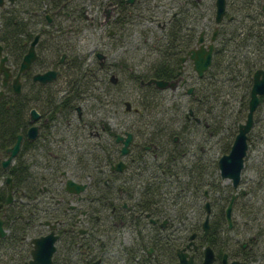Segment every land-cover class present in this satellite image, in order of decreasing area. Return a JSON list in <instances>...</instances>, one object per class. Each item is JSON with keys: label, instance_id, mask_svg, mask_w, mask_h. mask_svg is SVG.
I'll list each match as a JSON object with an SVG mask.
<instances>
[{"label": "flooded vegetation", "instance_id": "1", "mask_svg": "<svg viewBox=\"0 0 264 264\" xmlns=\"http://www.w3.org/2000/svg\"><path fill=\"white\" fill-rule=\"evenodd\" d=\"M31 1L14 0L10 2L9 0H0V57L4 54L7 55L5 63L11 72L5 84H3V74L0 72V91H2L0 104L4 103L5 107H8L6 98L14 96L17 99L16 108H0V219L6 230L5 235L1 236L0 239L9 234L11 225L18 228V245L13 248H4L2 264H25L29 262L32 259V250L35 244L33 240L51 232L57 235L55 250L51 257L52 264H95V262L105 264L107 257H105L104 251L108 247L111 236H117L118 240L119 235H115V233L120 234L124 228H133L136 231L134 240L128 245L127 258L129 261L133 259L134 262L139 261L140 264H169L165 255L160 258L155 257L156 253L160 252L158 247L166 245L167 248H173L174 251L170 256V264H178L177 251L181 248L185 249L186 258L189 255L193 256V264L198 260L202 264L203 247L209 244H201V242L203 237L207 235L210 222L213 219L211 206L213 200H211L210 191L204 190L203 207L200 204L196 206L197 213L193 218H190L192 222L184 221L187 218L184 217L186 205L183 204L176 215L179 222L173 224L172 216L165 212H153L146 209L144 207L146 199L138 195L139 186L143 179L152 180L156 185L165 182L163 178L166 177L164 169L159 171L149 165L154 159L157 164L156 167L161 166L162 153L166 151L164 148H160V152L157 151L159 145L156 140L136 133L135 124L126 126V129L122 131H117L104 118L88 120L78 102L74 107L68 106L67 108L55 104L51 105L50 108L40 107L41 88H47L49 93L55 95L57 99H61L69 92V88L60 85L57 80L61 75L65 76L64 71L69 67V57L71 56H69V52L65 51H61L60 55L57 56L59 52L55 50V46L52 54L53 61L50 64L41 65V60L49 62L46 58L40 59L38 56L37 46L44 39L42 34L61 37L63 35H56L54 31L63 29L65 26L55 25L51 27L52 30L36 28L34 35L28 39L26 44L28 50L32 39L36 34L39 35L35 44L36 58L19 73L23 55L27 50L18 59L11 58L7 53V14L8 10L13 9L16 4L24 3L21 9L34 7ZM236 1L225 0V12L227 6H236ZM247 1L245 0L243 4L246 5ZM108 3L115 13V18L118 13L122 12L127 13L131 17L130 21H132L135 8L143 7L146 0H132L130 2L110 0ZM46 7L47 4L44 3L38 12L52 26L55 24L56 15L63 14H57L56 11L52 10L48 11ZM260 7L261 13L264 15V2L262 0ZM251 14H256V12H251ZM64 15L65 18L70 19V12L66 11ZM230 15L233 16L234 14L231 12ZM120 16L123 15L116 18L118 24ZM218 24L215 23L208 39L205 30H203L206 47L211 42L215 28L218 32ZM46 30L50 32L47 33ZM66 32L69 35L71 27L66 28ZM198 37L193 45L179 56V64L176 67L174 77L170 79L177 80L175 87L157 88L153 83H147L146 80L142 85L153 87L159 92V95L166 90L182 87L187 94H194L196 98L197 93L199 94V84L211 65L201 75L193 67V61L188 52L191 48L198 47ZM98 51L95 55L98 59L99 70H101L100 75L102 77L100 78L105 79L106 75H109L105 80L109 79L112 82L111 75L114 73L110 67H107V55L100 51L105 55L102 63H100L97 56ZM80 61L83 62L84 59ZM257 68L253 70L251 79ZM47 70L57 71L52 79L41 82L34 77V75ZM18 73V90L16 91L13 78ZM150 77L152 76H149L148 79ZM192 79L193 82L191 83ZM195 98L191 102L186 116L201 122L194 117L191 109L192 106H197H195ZM126 101L128 100L122 102L128 111L131 106L126 108ZM116 102L118 105L121 103L120 100H116ZM128 102L131 105V102ZM259 105L260 102L254 110V114ZM8 112L12 114L10 117L6 116ZM127 132L131 133V138L126 145L127 151L123 153V139L127 136ZM178 138L179 136L175 134L173 142H176ZM17 141V150L10 157L9 148ZM179 150H181V154L184 153L182 148ZM139 156L143 159H138ZM143 166L147 167L146 173L142 170ZM67 179H72L79 186L83 185V188L78 191L67 188ZM241 191L246 195L244 190ZM233 193H236L235 198L239 194L238 191H233ZM206 202L209 204L208 212L205 206ZM206 216H208V231L204 233L202 223ZM100 221L102 222L101 225ZM102 235L105 237L102 238ZM255 240L256 235L250 234L247 239L241 242V248L247 252L248 259L243 257L244 259L239 260L245 261L246 264H248L251 256L249 247L252 246L250 242ZM136 248L138 250L133 255V250ZM20 251L23 252L22 255H18ZM59 251H62L64 255L60 254L61 260L57 263L55 259ZM141 252L143 257H140ZM213 252L215 259L211 264L218 260L224 264L222 256L226 252H222L221 255L216 253L214 249ZM152 258H154V262H152ZM226 258L227 261L231 260L228 255Z\"/></svg>", "mask_w": 264, "mask_h": 264}, {"label": "rangeland", "instance_id": "2", "mask_svg": "<svg viewBox=\"0 0 264 264\" xmlns=\"http://www.w3.org/2000/svg\"><path fill=\"white\" fill-rule=\"evenodd\" d=\"M108 1L110 0H74L77 7L83 8L84 17L73 21L72 19L65 18L64 14L56 15L55 24L52 26L44 18L35 21V10H33V7L21 9L22 4H24L22 3L16 4L13 8L20 9L26 18H30L31 26L41 30L43 28L52 30L51 27L59 24L65 26V28L71 27V33L61 37H51L46 33L42 34L44 39L37 46V52L40 59L46 58L49 60L47 64H50L53 61V48L57 44H62L64 47L63 51L69 52V56H75L69 58H74L75 62L78 63L84 59L83 66L89 72L88 74H91L93 79H97L92 82L91 86H96L94 92L90 89L80 93L77 98V102L88 120L104 118L117 131H122L126 129V126L131 124H135V128L137 126L144 127L143 125L150 128V120L152 118L149 113L153 111L147 113L146 109H142L145 106L138 100L140 89L142 90V88L131 82L129 73L134 69L136 71L145 70L144 66L152 58L151 56H153V52H151L152 55L149 58L147 57L153 34L159 32V26L166 22L168 16H170L173 10H176L183 0H146L145 5L141 8L142 13H138L136 17H132L130 29L126 25L127 28L124 31L126 35L124 37H119L115 30V13ZM214 1L199 0L201 3L199 7L192 8V10L199 11L196 14L197 16L200 15L201 11H204L202 20H200V27L205 30L207 39L215 25ZM212 3L214 8H212ZM69 9L72 12L73 7H69ZM108 9L110 10V15L106 17L105 10ZM98 50L107 55V67H110L111 71L117 76L118 81L120 80L119 84L110 89L109 93L105 89L104 82L98 80L102 77L100 75L101 70H99L98 59L95 55ZM107 76L109 75H106V78ZM68 77L72 78L69 74ZM57 82H60V85L65 87L70 86V82L63 75L58 78ZM192 82L193 79L191 80ZM230 89L228 84L225 87L226 95H223L227 99L221 98L225 103L220 104V101H218L214 105L212 102H208L203 107L205 110H208V108L212 109L210 115L213 114V117L208 115L207 112L202 114L208 120L210 119L209 121L213 126L218 128L216 133L213 131L214 133L210 134L202 121L198 123L194 118L184 119V114L189 106H191L195 95L187 94L182 87L166 90L157 97H154L155 101L158 102V112L153 113V122L177 128L179 138L176 141V145L184 150L181 158H179V164L187 161L195 162L197 167L198 165L202 167L201 172H203V177L215 182L218 181L219 188L225 193L228 190L230 192H240L241 190L246 192L238 207H234L232 226L227 227L224 223L222 229H220L218 233L220 244L216 245L217 247H213L214 251L216 253L226 252L229 259H244L242 255H235V252L239 250L243 240L247 239L250 234H255L256 240L250 242L252 247H249L251 256L248 264H264V99L261 103L263 107L258 108L255 112L254 123L247 134L248 147L238 187L233 188L228 178H221L218 167L217 178L215 174H210V172H214V165L221 154L228 152L234 135L237 132V124L244 121L246 116L245 110L242 115L236 117V112L240 109V100L238 96L236 97L229 92ZM105 93H107L106 97L104 96ZM96 94L100 95L98 97L99 101ZM101 97L107 100L101 102ZM120 98H123V101L128 100L131 102L130 110L127 111L125 109L123 102L118 105L116 100ZM160 139L158 141V152L161 151L160 148L173 144V139L166 137L165 134ZM168 183L172 184L169 186L165 185L163 188L166 195L170 193L169 191L176 192L178 190L179 184L176 186L173 182L169 181ZM205 188H208V186H205ZM179 189L181 190L179 198L183 200L182 204L187 207L186 213H184L187 219L184 221H190V218H193L197 213L196 206L201 203L203 207V194L196 197L193 195L192 189L180 187ZM101 223L100 221V225ZM115 235H119L118 240L117 236H111L108 247L104 251V255L107 257L105 264H140L139 261L134 262L133 259L129 261L127 258L126 246L134 240L136 236L135 229L124 228L120 234L115 233ZM104 237L102 235V238ZM142 254L141 252L140 257H143ZM164 255L166 254L163 253ZM166 260L169 264L171 263L167 256ZM195 264H201V261L198 260ZM213 264L221 263L218 260Z\"/></svg>", "mask_w": 264, "mask_h": 264}, {"label": "trees", "instance_id": "3", "mask_svg": "<svg viewBox=\"0 0 264 264\" xmlns=\"http://www.w3.org/2000/svg\"><path fill=\"white\" fill-rule=\"evenodd\" d=\"M260 1L261 0H248L246 5H244L243 3H245V0H237L235 7L227 6L224 19L218 24L212 63L205 73L204 79L201 80L199 84V94L197 93L195 98V106H197H192L193 108H191L194 117L203 122L210 134L214 133L213 131L216 133L218 128L213 126V124L209 121L210 119L208 120V118L202 114L207 112L208 115H210V112H212L211 108L205 110V108H203L204 105L208 102H212L216 105L218 101L222 104L224 101H222L221 98L227 99L226 97H223V95H226L225 87L229 84V87L232 89H230L229 92L234 94L236 97L238 96L240 100V109L236 112V117L242 115L248 108V101L250 97L249 92L252 84L251 74L255 68L264 67V15L261 13L262 10L260 7ZM262 1L264 2V0ZM31 3L34 5L33 10H36L34 13L35 21L43 18L38 10L44 6V3L47 4L46 10L48 11H56L57 14H64L66 11L70 12V19L73 21L84 17L83 8H78L79 6H76L74 0H32ZM199 4H201L199 0H183L182 3L178 5L176 10H173L170 16H168L166 22L159 26V32L153 34L152 42L149 44L150 50L147 57L149 58V56L152 55L151 52H153V56H151L152 58L149 62L147 61L144 66L145 70L136 71L134 69L129 73L131 82L142 88V90L140 89L138 98V100L145 106L142 109H146L147 113L153 111L152 113H149L152 118L150 120V128L146 125H143L144 127L137 126L135 128V132L143 136H148V138L156 140V142L160 141V138L164 134L166 137H171V139H173L174 135L178 134V130L170 125L164 126L158 124L157 122H153V113L158 112V102L155 101L154 97H157L159 92L153 87L143 86L140 83V80H147L149 76L167 80L174 77L176 67L179 64V56L193 45L199 32L204 30L200 27V20H202L204 11H201L200 15L197 16L196 14H198L199 11L192 10V8L195 9L196 7H199ZM69 7H73L72 12ZM141 8L142 7L139 9L135 8V15L133 14L135 17L138 13H142ZM212 8H214L213 3ZM19 10L20 9L18 8L9 9L7 14L6 51L13 59L20 58L22 54L26 52L27 41L37 30L34 26H31L30 18H26L21 13V10ZM231 12L234 14L233 16L230 15ZM251 12H256V14H251ZM119 15L123 16H120L118 24L116 22V18ZM117 16L115 18V30L119 37H124L126 35L124 32L127 28L126 25H128V28L130 29L131 17H129L127 13L122 12L118 13ZM64 17L66 16L64 15ZM63 29L60 28L59 30H55L54 33L56 35L59 34L65 36L67 34L66 28L63 27ZM46 32L49 33L50 31L46 30ZM63 49L64 47L62 44H57L55 47V50L59 52V54L63 51ZM71 57L75 56L72 55ZM40 62L41 65L47 63L44 60H41ZM64 72L67 81L70 82V86L68 87L69 92L61 99H57L55 95L49 93L47 88H41V95L39 98V105L41 108H50L53 104L61 105L65 108L68 106L74 107L77 104V98L80 93L86 92L90 89L93 92L95 91L94 88H96V86H91L92 82L97 79H93V76L88 74L89 72L83 66V62L78 63L75 62L74 58H70L69 68ZM68 74L72 76V78H69ZM98 80H102L104 82L107 93L110 92V89L116 87L120 81L117 79L116 83H112L109 79L105 80L99 78ZM107 93L104 94L105 97ZM96 97L98 100L100 95L96 94ZM263 99L264 94L260 97V105L258 108L263 107L261 106ZM104 100L107 99H102L101 97L100 101L104 102ZM119 100L122 102L123 98L117 99V101ZM16 102V97H8L6 98V103H8L9 106L5 107L4 103H2L0 104V108H16ZM186 113H188V109L184 114V119H188ZM11 115L12 114L9 112L6 114L7 117H10ZM210 116L213 117V114ZM164 149H166V151L162 153V165L156 167L157 164L154 159L149 165L159 171L160 169H164V174L167 179L166 177H163L165 182L159 185L154 184L152 180L147 181L143 179L139 186L138 195L146 199L144 207L153 212H165L169 216H172V222L176 224L179 222V220L176 219V215L179 213L180 207L183 205V200L179 198V192L181 191L179 187L183 189H192V192L194 193L193 195L196 197L203 194L204 190L207 189L212 195L213 202L211 206L213 219L210 222L211 225L209 231L207 235L203 237L201 244L207 243L211 245L212 248L217 247L216 245L220 244L218 233L220 229H222L224 223L227 226L224 210L230 200L232 192L228 190L225 193L219 188L220 185L218 181L215 182L213 180H209V178H204L203 172H201L202 167L199 165L197 167L195 162L193 163L187 161L183 162L184 164L182 162V164H179L181 150H179L175 141L171 146H164ZM140 158L141 157L139 156L138 159ZM141 159H143V157ZM214 167V172H210V174H215V177L217 178V162ZM142 170L144 173L148 171L147 167L144 166ZM169 181L175 183L176 186L179 184V187L176 192L169 191L170 193L166 195L163 188L165 185L169 186L172 184L168 183ZM205 186H208V188H205ZM243 196H245V194L243 191H240L234 200L233 210L234 207H238V204L241 202ZM200 206L202 207L201 203ZM186 208L187 207H185V210ZM10 228L11 230L9 234L5 238L0 239V264H2L4 248H13L18 245V228L15 225H11ZM158 248L160 249V252L156 253L155 257L160 258L163 253H165V256H167L169 261H171L170 256L174 252L173 248L169 249L166 245L159 246ZM127 250L128 246H126V251ZM137 250L138 248L133 250L134 252L132 251L133 255L136 254ZM22 254V251L18 252V255ZM60 254L64 255L62 251H59L55 259L57 263L61 260ZM218 254L221 255L222 252H218ZM235 255H242L244 258L248 259L247 252L244 251L241 246L239 247V250L235 252ZM12 257L14 256L12 255ZM152 262H154V258H152Z\"/></svg>", "mask_w": 264, "mask_h": 264}, {"label": "water", "instance_id": "4", "mask_svg": "<svg viewBox=\"0 0 264 264\" xmlns=\"http://www.w3.org/2000/svg\"><path fill=\"white\" fill-rule=\"evenodd\" d=\"M13 2L14 0H9ZM127 2L132 0H126ZM110 10L108 9L105 12L106 17L110 15ZM225 13V0H215V14H214V21L216 24L220 23L223 19ZM49 20V19H48ZM217 32V28L214 29L213 35L211 37V42L207 45H204V37L203 31L200 32L198 37V47L191 48L188 52L189 57L193 61V67L197 71L198 74H202L204 70H206L209 65L211 64L212 60V49H213V41L215 39ZM38 34L30 42L27 52L23 55L19 73L27 68L31 62L36 58V51H35V44L38 40ZM1 53V49H0ZM97 56L100 59V63H102L104 54L100 51L97 52ZM183 59V58H182ZM7 55H1L0 57V72L3 74V84L6 83L7 79L10 77L11 72L9 67L6 65ZM56 70H47L42 73H38L34 75L35 78H38L41 82H46L52 79L55 74ZM19 73L13 78L14 89L18 90V77ZM112 82L117 81V76L115 74L111 75ZM147 83H153L157 88H165V87H175L177 80H167L162 78L150 77L146 80ZM145 81L141 79V84ZM2 91H0L1 93ZM264 94V68H257L253 73L252 78V86L250 89V97L248 101V109L246 113V117L244 121L238 123L237 132L233 138V141L230 145V149L227 153L222 154L217 161L218 164V171L221 178H228L231 182V185L234 188H237L240 177H241V169L244 165V157L246 155L248 143H247V134L252 127L253 124V114L254 110L257 108L260 102V95ZM130 103L126 101V108H130ZM36 115V114H35ZM131 138V133L127 132V136L123 139L124 146L122 148V152L127 151V143ZM18 141L9 148L10 150V157L16 152L17 150ZM67 188L69 189H76L77 191L80 188H83V185L79 186L76 184L72 179H67ZM75 190V191H76ZM236 196V193H233L231 199L227 206L225 207L224 213L228 227L232 226V203ZM207 212L209 211V204L208 202L205 203ZM203 231L206 233L208 231V216H206L205 220L202 223ZM6 230L2 226V222L0 219V237L5 235ZM192 237V236H190ZM57 239V235L53 232L41 236L39 238H35L34 241V249L32 250V259L25 264H52L51 257L55 250V240ZM186 252L184 248H181L177 251L178 256V264H193V256L189 255L186 258ZM226 253L223 254L222 260L224 264H246L245 261L239 260L237 258L231 259L227 261ZM215 259V255L213 249L210 245H205L203 247V259L202 264H211L212 261ZM97 264V262H95Z\"/></svg>", "mask_w": 264, "mask_h": 264}]
</instances>
